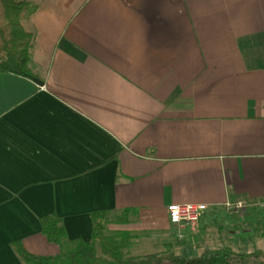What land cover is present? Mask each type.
<instances>
[{
    "label": "crops",
    "instance_id": "obj_1",
    "mask_svg": "<svg viewBox=\"0 0 264 264\" xmlns=\"http://www.w3.org/2000/svg\"><path fill=\"white\" fill-rule=\"evenodd\" d=\"M29 1L41 83L0 74V264L60 254L49 216L64 246L98 212L166 235L173 205L264 217V0Z\"/></svg>",
    "mask_w": 264,
    "mask_h": 264
},
{
    "label": "trees",
    "instance_id": "obj_2",
    "mask_svg": "<svg viewBox=\"0 0 264 264\" xmlns=\"http://www.w3.org/2000/svg\"><path fill=\"white\" fill-rule=\"evenodd\" d=\"M37 10L38 6L29 0H0V74L14 75L40 84L41 81L31 69L34 35L24 26V21ZM108 215L106 212L93 214L91 241L75 242L70 251L64 248L68 235L62 220L57 216L42 219L43 234L47 241L61 247L60 254L56 256L31 254L21 243L14 244L13 248L24 264H235L237 260L243 262L264 257L261 251L239 254L231 247L206 250L191 258L175 253L127 256L123 245L116 243L106 233ZM121 235L131 236L129 232Z\"/></svg>",
    "mask_w": 264,
    "mask_h": 264
},
{
    "label": "rangeland",
    "instance_id": "obj_3",
    "mask_svg": "<svg viewBox=\"0 0 264 264\" xmlns=\"http://www.w3.org/2000/svg\"><path fill=\"white\" fill-rule=\"evenodd\" d=\"M227 210L232 217L227 223L220 222L216 218L201 217L196 222L177 225L167 235L145 231L139 233L121 231L118 228L122 223L112 225L107 223L106 233L116 243L123 245L127 256L133 257L175 253L191 258L201 255L206 250L224 247H231L239 254L264 252V217L257 216L254 210L246 207ZM228 223L233 224V227L225 226ZM236 231L240 233H232ZM123 232H129L131 236L121 235ZM74 246V244H66L64 248L70 251ZM235 264H264V257L260 260L251 258L243 262L237 260Z\"/></svg>",
    "mask_w": 264,
    "mask_h": 264
},
{
    "label": "built area",
    "instance_id": "obj_4",
    "mask_svg": "<svg viewBox=\"0 0 264 264\" xmlns=\"http://www.w3.org/2000/svg\"><path fill=\"white\" fill-rule=\"evenodd\" d=\"M246 206L243 203H227L226 208L243 209ZM203 208L199 205L184 204L173 205L168 208V214L173 224L182 225L198 221L202 216Z\"/></svg>",
    "mask_w": 264,
    "mask_h": 264
}]
</instances>
